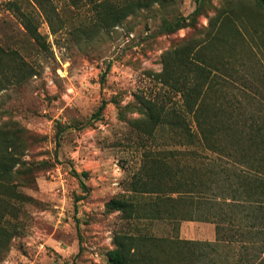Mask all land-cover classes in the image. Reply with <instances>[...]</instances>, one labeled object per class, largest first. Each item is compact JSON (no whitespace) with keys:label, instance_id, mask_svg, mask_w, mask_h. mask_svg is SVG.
<instances>
[{"label":"rangeland","instance_id":"obj_1","mask_svg":"<svg viewBox=\"0 0 264 264\" xmlns=\"http://www.w3.org/2000/svg\"><path fill=\"white\" fill-rule=\"evenodd\" d=\"M13 1L0 0V45L20 56L28 75L3 83L0 129L22 138L23 160L32 175L19 185V191L30 199L16 203L18 219L11 217L15 235L0 247V264H109L106 253L114 248V233L122 224L120 213L108 212L106 205L124 192V185L141 165V141L133 126L141 118L136 111L138 96H160L169 102V89L154 79L163 70L164 54L187 41L215 34L220 27L216 16L227 4L242 12L240 20L235 14L236 26H247L253 49L252 53L244 50L242 56L251 70L260 72L264 48L260 50L258 44L264 33L255 34L253 28L264 22V12L258 0H211L196 28L160 35L164 19L187 17L197 6V0H170L165 7L156 5L115 29L94 34L90 6L43 0V10L31 1L24 8L36 18L45 43L41 47L9 9ZM47 9L52 11L56 34L47 20ZM256 83L264 90L262 82ZM251 96L249 110H264V93L252 91ZM104 100L107 106L101 119L88 123ZM174 100L179 102V97ZM74 170L88 172L84 179L88 193ZM149 227L159 237L175 234L171 224ZM179 236L214 241L215 225L185 221Z\"/></svg>","mask_w":264,"mask_h":264},{"label":"trees","instance_id":"obj_2","mask_svg":"<svg viewBox=\"0 0 264 264\" xmlns=\"http://www.w3.org/2000/svg\"><path fill=\"white\" fill-rule=\"evenodd\" d=\"M31 1L45 10L43 0H14L8 7L29 37L45 47L36 18L24 8ZM210 1L197 0L187 17L164 19L157 33L196 28ZM68 2L90 6L98 34L156 5L165 7L170 0ZM258 4L264 12V0ZM235 10L230 4L221 10L215 34L164 54L163 70L154 79L169 89V102L160 96L137 98L141 118L133 126L141 141V165L124 192L106 205L108 212L120 213L122 224L114 233V248L106 253L109 264H264V110L248 107L252 91L264 93L256 83L264 84V69L251 70L242 56L244 50L252 53L251 33L247 26H236V15L240 20L242 12ZM51 12L47 9L46 17L56 34ZM253 29L264 33V22ZM258 45L264 48L263 37ZM26 67L16 52L0 45V91L4 82L25 79ZM106 106L102 101L88 123L99 121ZM24 147L17 132L0 129V247L15 235L11 217L18 219L16 203L30 199L19 191L32 175L23 160ZM73 173L88 193V172ZM185 221L214 224L215 240L182 239L179 231ZM155 223L171 224L175 234L153 235L148 230Z\"/></svg>","mask_w":264,"mask_h":264},{"label":"built area","instance_id":"obj_3","mask_svg":"<svg viewBox=\"0 0 264 264\" xmlns=\"http://www.w3.org/2000/svg\"><path fill=\"white\" fill-rule=\"evenodd\" d=\"M3 1H10V0H3Z\"/></svg>","mask_w":264,"mask_h":264}]
</instances>
